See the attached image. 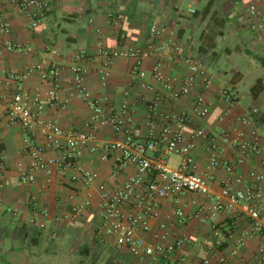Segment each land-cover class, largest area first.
<instances>
[{"label":"crops","instance_id":"0c3cea01","mask_svg":"<svg viewBox=\"0 0 264 264\" xmlns=\"http://www.w3.org/2000/svg\"><path fill=\"white\" fill-rule=\"evenodd\" d=\"M44 1H48L49 7L38 25L31 27V19L20 10L18 0H0V25L2 21L10 24L9 32L0 26V154L4 157L0 175L5 180L0 194V264H205L206 260L208 264H217L218 249L226 255L228 264H259L264 258V251L260 252L264 249V235L252 233L247 204L240 203L211 218L207 198L192 192L177 201L163 199L160 216L152 222L149 238L163 223L169 233L168 241L179 238L188 241L163 260L151 263L145 256H132L123 246L101 242L97 236L102 224L99 185L106 182L109 187H116L127 175L119 179L111 177L115 158L111 155L104 159L101 147L104 143L121 140L122 136L105 126L94 140L79 150L76 161L96 171L98 179L91 187L82 183L74 185L70 181L72 172L56 161L65 150L64 138L60 140V147L54 149L39 129L29 131L8 123L6 98L12 85L5 82L8 71L25 70L42 59L50 65H59L63 84L58 95L60 103L64 104H48L42 118L56 122L65 130H76L94 118L88 100L78 96L69 82L71 68L76 64L84 65L87 68L85 83L91 98L99 100L114 115L128 103L130 120H127L126 128L145 136L150 122L147 105L153 91L143 87V81L133 74L132 59H116L109 68V76L105 81L102 79L103 60L96 50V29H102L107 46L121 49L144 46L150 26H163L166 38L181 43L193 56L206 55L210 66L216 70L212 73L208 68L214 80L205 97L212 102V109L200 122L207 137L197 141L192 155L199 172L214 174L213 193L225 197L224 187L234 176L241 181L233 182L232 187L241 190L253 183V173L264 174V150L242 156L222 138L224 132L238 128L245 130L251 139L250 132L256 130L264 146V123L260 118L264 111V38L263 33L244 23L247 7L254 0H214L213 10L218 16L226 17L227 24L223 29L224 36L216 41V48L205 53L199 50L200 34L208 20H203L198 13L210 0ZM9 42L20 45L21 50H8ZM163 57L169 75L184 76L187 72L185 64L176 62L172 66L167 57ZM158 58L159 55L152 56L144 63L147 83L156 84L152 69ZM227 68L232 75L229 80ZM248 76H254L252 87L257 82L263 86L256 99L252 97L251 89L247 95L237 89ZM26 86L31 93L41 91L43 94L51 88L49 82L41 80L39 72L31 75ZM221 88L230 91L232 104L219 96ZM198 91L196 89L174 105L165 103L160 109L166 112L190 110ZM254 107H258L260 113L254 116L250 125H242L239 118ZM33 144L45 146L42 157L48 167L34 171L35 182L22 183L19 168L30 165L28 150ZM214 152L220 159L235 163L233 174L222 167L211 166L210 158ZM178 161L179 157L174 156L171 164ZM88 194L91 207L77 218H70L71 206L81 203ZM178 209L183 211L181 217L175 213ZM44 210L48 213L46 216L42 214ZM42 222L44 227L39 226ZM217 228L223 230L225 238L216 235ZM218 239L223 244L219 248Z\"/></svg>","mask_w":264,"mask_h":264},{"label":"built area","instance_id":"2783aa9c","mask_svg":"<svg viewBox=\"0 0 264 264\" xmlns=\"http://www.w3.org/2000/svg\"><path fill=\"white\" fill-rule=\"evenodd\" d=\"M19 8L31 19V27H36L44 12L49 7L44 0H18ZM264 0H254L247 7L244 23L248 28L263 33L264 38ZM194 13V10H191ZM110 19L113 15L110 14ZM6 32L10 31V24L2 21L0 25ZM166 29L158 24H152L149 30V38L144 46L128 48H112L105 44L102 29H96V50L102 57V79L109 76V68L118 58L132 59V72L141 81L143 87L153 91V96L148 102L150 122L147 135L141 136L126 128L127 120H130V106L123 104L121 112H114L102 106L99 100L91 98L85 78L87 68L76 64L71 68V86L81 98L88 100L90 108L94 112V118L86 123L83 128L65 130L59 124L42 118V113L48 104L60 103L58 91L62 88L63 80L59 65H50L45 59L35 63L22 71H8L5 74L6 84L12 85V91L6 98V117L10 125H20L25 130L35 131L39 129L47 138L51 148H59L60 140H65V150L59 160V166L72 172L70 181L72 184L82 183L91 187L98 179V173L78 164L75 155L88 142L94 140L101 128L109 126L113 132L120 134L119 141L104 143L101 147L103 158L113 155L115 165L111 177L119 179L124 174L120 184L109 187L106 182L99 185L101 200L99 209L102 224L97 231V236L104 244H115L125 247L132 256H145L151 263L163 260L169 253L182 248L188 241L179 238L168 241L169 233L166 224H159L153 236L147 235L152 229V222L160 216L163 199L179 197L192 192L207 198L210 203L208 212L211 218H215L218 212L231 209L240 203L248 206V216L252 225V233L264 235V197L262 196V184L264 174H252L253 183L246 189H234L233 182H240L241 178L234 176L227 181L223 190V196L215 195L212 185L215 177L211 172H199L197 162L192 155V150L198 140L207 137L204 126L200 123L206 118L212 109V102L206 99L214 77L209 72V57L204 55L198 58L186 52L185 47L175 41L166 38ZM8 50H21V46L9 42ZM159 55L153 65L152 83L145 82L147 71L144 63L152 56ZM166 56L173 66L176 62L185 64L187 72L184 76L169 75L165 63ZM81 57H84L82 55ZM80 57V58H81ZM85 58V57H84ZM34 72H39L43 82H49L51 88L46 94L41 91L31 93L26 83ZM196 89L193 106L190 110L182 112L162 111L163 104L174 105L180 99L189 96ZM219 96L227 103L232 104L233 98L227 88L219 90ZM126 95H129L126 92ZM64 104L63 102L60 103ZM260 110L254 107L251 112L239 118V122L248 126L253 122L254 116ZM245 130L232 128L222 134L225 142L238 150L242 156L264 150L260 143V136L256 130L250 132L251 139ZM45 146L33 144L29 146L28 155L30 165L28 168L20 167V181L33 183L36 181L34 171L46 169L48 164L42 154ZM179 157L176 164H171L172 158ZM241 160V159H240ZM4 157L0 154V169L3 166ZM212 167H222L230 174L234 173L235 163L222 160L214 152L210 158ZM5 187V180L0 175V194ZM224 198H227L226 201ZM91 207V198L88 194L81 203L73 204L70 208V218H77ZM10 211L16 212L14 209ZM176 215L182 216L183 211L178 209ZM42 214L46 216L47 211ZM44 227L45 223L39 224ZM216 235L225 238L222 229L217 228ZM217 248L222 246V241H216ZM216 248V249H217ZM264 249L261 248L260 252ZM217 264H228L225 254L216 251ZM209 261L206 260L205 264ZM259 264H264V258Z\"/></svg>","mask_w":264,"mask_h":264},{"label":"trees","instance_id":"16d2710c","mask_svg":"<svg viewBox=\"0 0 264 264\" xmlns=\"http://www.w3.org/2000/svg\"><path fill=\"white\" fill-rule=\"evenodd\" d=\"M215 1L210 0L204 10L198 15L202 16L203 20H208L206 27L200 34V52L205 53L216 48V41L219 37L224 36V27L227 24V18L218 16V13L213 10ZM263 91V86L260 82H257L251 88V95L254 99L258 98ZM261 121L264 123V111L261 114Z\"/></svg>","mask_w":264,"mask_h":264},{"label":"rangeland","instance_id":"374dc122","mask_svg":"<svg viewBox=\"0 0 264 264\" xmlns=\"http://www.w3.org/2000/svg\"><path fill=\"white\" fill-rule=\"evenodd\" d=\"M203 57L204 56H201V58H203ZM207 66H208L209 70L212 73H215L216 72V70L212 66H210V64L207 65ZM228 67H231L232 68V66H228ZM227 69L229 70V72H228V74H226V78H227V80H229L232 77V75H231L230 69L229 68H227ZM254 81H255L254 80V76H252V77L248 76L247 78H245L244 80H242L239 83V85L237 86V89L239 90V92L241 94H246V93L249 94L250 93V89H251Z\"/></svg>","mask_w":264,"mask_h":264}]
</instances>
